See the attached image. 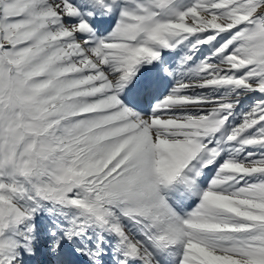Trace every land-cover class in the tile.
Wrapping results in <instances>:
<instances>
[{
  "label": "snow or ice",
  "instance_id": "snow-or-ice-1",
  "mask_svg": "<svg viewBox=\"0 0 264 264\" xmlns=\"http://www.w3.org/2000/svg\"><path fill=\"white\" fill-rule=\"evenodd\" d=\"M0 264H264V0H0Z\"/></svg>",
  "mask_w": 264,
  "mask_h": 264
}]
</instances>
